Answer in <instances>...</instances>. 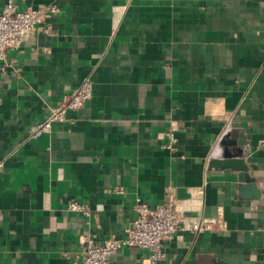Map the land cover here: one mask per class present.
I'll return each instance as SVG.
<instances>
[{"label": "crops", "instance_id": "obj_1", "mask_svg": "<svg viewBox=\"0 0 264 264\" xmlns=\"http://www.w3.org/2000/svg\"><path fill=\"white\" fill-rule=\"evenodd\" d=\"M17 1L57 11L0 62V264H73L87 237L124 238L137 204L169 202L206 228L163 264H264V0ZM87 78V105L35 136ZM226 147L246 172L212 164Z\"/></svg>", "mask_w": 264, "mask_h": 264}, {"label": "built area", "instance_id": "obj_2", "mask_svg": "<svg viewBox=\"0 0 264 264\" xmlns=\"http://www.w3.org/2000/svg\"><path fill=\"white\" fill-rule=\"evenodd\" d=\"M56 7L43 6L40 8L20 9L17 0H8L4 10L0 13V62L3 63L2 71L8 67L7 53L17 50L25 43L45 21L47 13L56 12ZM94 84L91 78L84 80L80 88L72 95L66 96L53 109L52 115L41 122L35 136L49 133L56 126L68 125L69 111L84 108L93 98ZM167 143L164 146L173 152L179 142L176 129L173 126L165 132ZM66 210L91 217V210L75 199H69ZM136 216L125 230L122 239L108 238L103 243H98L92 236L85 239V247L73 264H110V259L122 248H139L148 251L147 264H163L166 259L164 245L171 240L180 230L188 229L199 233L206 225L195 223L185 226L183 219L169 202L150 208L145 204H137L134 208Z\"/></svg>", "mask_w": 264, "mask_h": 264}, {"label": "water", "instance_id": "obj_3", "mask_svg": "<svg viewBox=\"0 0 264 264\" xmlns=\"http://www.w3.org/2000/svg\"><path fill=\"white\" fill-rule=\"evenodd\" d=\"M246 155H248V150L239 149V148L235 150H230L228 147H226L223 152V158L221 160H214L212 164L213 165H223V166H226V165L235 166L241 172H246L247 169L240 165L241 161L235 160L237 158H240ZM240 179L242 181L246 180L247 182L252 183V180H249L248 177L244 175H241Z\"/></svg>", "mask_w": 264, "mask_h": 264}]
</instances>
